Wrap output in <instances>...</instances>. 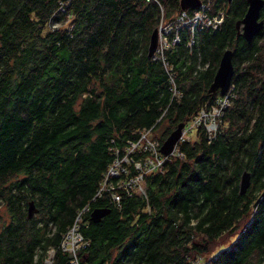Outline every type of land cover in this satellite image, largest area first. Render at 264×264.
I'll use <instances>...</instances> for the list:
<instances>
[{"label":"trees","instance_id":"obj_1","mask_svg":"<svg viewBox=\"0 0 264 264\" xmlns=\"http://www.w3.org/2000/svg\"><path fill=\"white\" fill-rule=\"evenodd\" d=\"M201 1L225 20L199 30L191 48L182 32L165 52L175 96L148 46L180 0H0V264H45L51 249L53 264H70L61 242L86 206L80 257L90 264L264 262V196L254 207L264 191V27L249 43L236 29L247 0ZM227 49L235 72L215 136L203 124L189 132L182 158L144 175L146 196L99 194L115 152L141 131L163 143L223 98L208 88ZM128 168L122 181L137 175ZM95 208L110 211L94 222Z\"/></svg>","mask_w":264,"mask_h":264},{"label":"built area","instance_id":"obj_2","mask_svg":"<svg viewBox=\"0 0 264 264\" xmlns=\"http://www.w3.org/2000/svg\"><path fill=\"white\" fill-rule=\"evenodd\" d=\"M211 6V1H202L201 5L198 8L192 9V11L181 9V12L174 18L165 20L162 16L160 20L158 25V47L152 58L164 63L166 70L169 72L171 90L175 96L180 95V90L175 80L176 76L170 73V65L164 54L167 50L180 43L182 32L184 31L190 35L187 46L191 48L195 43V35L199 30H218L221 28L225 20V13L222 9L213 12ZM227 95L228 93L225 96H221L223 98H218L216 103L209 110L202 108L193 118L186 122L179 142L187 140L189 132L198 128L201 124L204 125L208 137L212 139L218 128V120L223 114V107L229 103ZM178 143L171 154L164 155L160 151L162 145L160 140L153 138L150 134V130L141 131L139 140L137 142H129L124 149L125 153L123 155H120V150L115 152L116 159L105 174L99 194L102 190L109 191L112 201H120L121 193L119 192H125L127 195L139 192L146 196L145 188H138L135 181L139 178L143 181L144 175L150 171L161 170L163 162L167 159L173 158L174 156L182 158L183 154L178 150ZM137 152H147L148 157L144 160L135 159L134 154ZM128 165L135 167L137 175L122 181V175L127 176L130 174ZM113 180H117V182L115 183ZM118 189H122V191H118ZM139 189H141V191H139ZM87 210L88 207L86 206L78 213L74 224L67 233H65L61 242V250L69 255L70 264H90L80 257V253L86 251L88 246V242L85 240L84 234L81 231L83 223L82 214ZM54 254L53 251V254H50L51 256L49 255L45 260V264H53ZM49 258L50 261L48 262L47 260ZM200 259L201 258H199L198 262Z\"/></svg>","mask_w":264,"mask_h":264},{"label":"water","instance_id":"obj_3","mask_svg":"<svg viewBox=\"0 0 264 264\" xmlns=\"http://www.w3.org/2000/svg\"><path fill=\"white\" fill-rule=\"evenodd\" d=\"M231 1V0H229ZM201 0H180V7L182 10H189L198 8L201 5ZM248 8L243 16L237 23V35L242 36L247 42H251L253 38L263 29L264 20L261 19V10L264 7V0H247ZM159 32L158 28H155L151 33L149 46H148V56L151 58L158 47ZM233 52L231 49L224 51L217 71L215 73L214 79L208 88V92L211 94L212 98L215 99L217 95L225 96L231 86L232 77L234 75L235 69L232 61ZM185 124L180 123L178 126L168 135L165 141L162 143L160 151L164 155L171 154L176 144L179 142L182 136V130ZM251 183V175L248 171H244L241 175L240 180V191L244 193ZM264 196V191L261 196L257 199L254 207L257 206L259 200ZM109 208H95L91 212V220L94 222H99L102 217L109 213ZM37 212V208L33 201L29 202L28 205V216L31 218ZM264 264V262L262 263Z\"/></svg>","mask_w":264,"mask_h":264},{"label":"rangeland","instance_id":"obj_4","mask_svg":"<svg viewBox=\"0 0 264 264\" xmlns=\"http://www.w3.org/2000/svg\"><path fill=\"white\" fill-rule=\"evenodd\" d=\"M157 133H158V132H157ZM158 134H159V133H158ZM192 137H193V138H192ZM194 138H195V132H193V133L190 134V139L193 140ZM127 161H128V160H127ZM140 181H141V182H140ZM135 182H136L138 188H141V189L144 188V185H143V181H142V179L139 178V179H137ZM139 182H140V183H139ZM139 184H140V185H139ZM141 189H139V191H141ZM228 239H229L228 237H227V238L224 237V238L220 239V241H218V242H216L215 244L212 245V250L215 251V250H216V249H217L222 243L228 242V241H227ZM53 251H54V250L51 249V250L49 251V253H50V254H53ZM50 254H49V255H50ZM50 256H51V255H50ZM198 260H199V259H197V261H195V264H200V263L198 262ZM47 261L49 262V261H50V258H49Z\"/></svg>","mask_w":264,"mask_h":264},{"label":"bare ground","instance_id":"obj_5","mask_svg":"<svg viewBox=\"0 0 264 264\" xmlns=\"http://www.w3.org/2000/svg\"><path fill=\"white\" fill-rule=\"evenodd\" d=\"M50 254V253H49ZM49 257V256H48Z\"/></svg>","mask_w":264,"mask_h":264}]
</instances>
